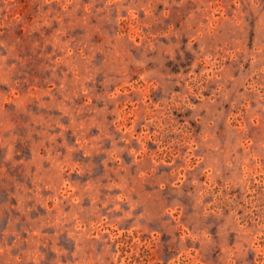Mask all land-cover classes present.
<instances>
[{
  "label": "rangeland",
  "instance_id": "1",
  "mask_svg": "<svg viewBox=\"0 0 264 264\" xmlns=\"http://www.w3.org/2000/svg\"><path fill=\"white\" fill-rule=\"evenodd\" d=\"M0 264H264V0H0Z\"/></svg>",
  "mask_w": 264,
  "mask_h": 264
}]
</instances>
